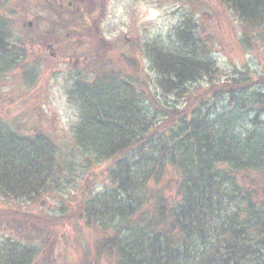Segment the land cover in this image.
Returning a JSON list of instances; mask_svg holds the SVG:
<instances>
[{"label": "trees", "instance_id": "1", "mask_svg": "<svg viewBox=\"0 0 264 264\" xmlns=\"http://www.w3.org/2000/svg\"><path fill=\"white\" fill-rule=\"evenodd\" d=\"M219 1L264 52V0ZM48 4L64 20L52 34L91 38L99 2L82 13L79 3L75 13ZM193 25L187 18L177 28L183 48L150 47L151 83L130 50L111 61L78 37L65 49L93 72L73 78L69 97L80 106L84 166L107 162L105 180L97 189L101 171L93 172L58 215L0 207L2 220L41 240L0 239V264H264V59L255 73L224 75L197 50L205 45ZM13 39L0 13V74L23 66L26 51ZM56 149L43 132L23 134L0 118V193L33 200L57 185ZM59 223H75V262L54 252L38 260L41 247H55L49 234Z\"/></svg>", "mask_w": 264, "mask_h": 264}, {"label": "rangeland", "instance_id": "2", "mask_svg": "<svg viewBox=\"0 0 264 264\" xmlns=\"http://www.w3.org/2000/svg\"><path fill=\"white\" fill-rule=\"evenodd\" d=\"M1 1L0 13L10 20L13 40L17 39V44L25 49L26 56L21 68L0 74V118L23 134L43 132L50 136L56 144L60 173L55 180L57 185L52 183L37 199L7 198L0 193V207L58 215L73 207L88 178L107 164L102 162L84 166L76 139V127L81 121L80 106L69 97L74 88L73 78L80 74L82 78L87 75L93 80V72L76 57L74 68V57L68 60L66 52L59 49L61 40L58 39L56 45L53 39H49L48 32L57 21L58 14L48 3H58V0ZM97 2L99 18L89 31L91 38L81 33L80 37L76 34L75 39L88 41L91 44L87 46L100 50L99 55L104 57L109 54L111 61L114 60L112 56L120 58L119 52L130 50L134 57V68L139 66L150 83L156 76L149 57L150 47L183 48L185 44L179 39L177 28L187 18L193 21L192 27L205 45L198 44L197 50L205 51L204 55L214 59L224 75L234 68H248L255 73L262 66V46H255L256 41L246 40L242 36L239 20L219 0H75L81 13L94 7ZM44 19H50V22L41 26L40 20ZM67 40L71 42L73 36L62 41L65 43ZM49 43H52V47L47 49ZM55 53L61 54L56 57ZM102 56L98 57L102 59ZM125 71L124 75L129 72L127 68ZM99 173L101 175L95 182L97 189L102 187L105 180L104 173ZM0 220L1 240L11 237L22 242L41 243L37 237L31 241L21 234L22 229L11 216L3 220L0 217ZM59 224L49 234L55 247L46 250L40 244L38 260L45 256L44 252L48 256L54 252L56 255L66 254L75 262L79 250V245L75 243V223L72 226ZM88 235L89 230L85 229L83 236Z\"/></svg>", "mask_w": 264, "mask_h": 264}, {"label": "flooded vegetation", "instance_id": "3", "mask_svg": "<svg viewBox=\"0 0 264 264\" xmlns=\"http://www.w3.org/2000/svg\"><path fill=\"white\" fill-rule=\"evenodd\" d=\"M58 4H59V6L61 7V10H63V11H65V10H69V11H71V12H74L75 13V0H58ZM58 18V17H57ZM55 22H56V25H57V32H58V29L60 28V26L64 23V20H62V19H60V18H58L57 19V21L55 20ZM54 22V23H55ZM53 26V25H52ZM90 28V29H89ZM88 30L90 31L91 30V27H88ZM55 32V29L54 28H52L49 32H48V36H49V39H53L54 40V42H55V44L57 45V42L59 41V40H61V43L63 44H61V46L59 47V49H61V51H65V49L67 48V50L69 51V49L70 48H75V34L73 35V40L71 41V42H69L68 40L64 43L63 41H62V38H59L58 37V35L56 34H52V33H54ZM59 39V40H58ZM58 40V41H57ZM68 42V43H67ZM50 44H52V43H49V44H47V46H46V48L47 49H50V47H52ZM75 51V50H74ZM62 53V52H61ZM60 53V54H61ZM56 55V57H59L60 56V54L59 55H57L58 53H55ZM63 54V53H62ZM72 57H70V56H68V60H70ZM74 60H73V67L75 68V57L73 58ZM72 84H74V82L72 81Z\"/></svg>", "mask_w": 264, "mask_h": 264}]
</instances>
